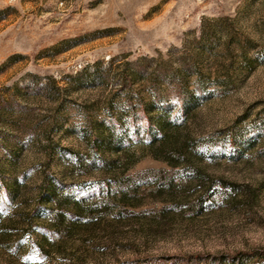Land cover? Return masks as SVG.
Here are the masks:
<instances>
[{
    "label": "rangeland",
    "instance_id": "374dc122",
    "mask_svg": "<svg viewBox=\"0 0 264 264\" xmlns=\"http://www.w3.org/2000/svg\"><path fill=\"white\" fill-rule=\"evenodd\" d=\"M160 118L187 119L213 179L164 212L154 180L187 178L146 146ZM130 185L142 204L125 210ZM263 249L264 0H0V264Z\"/></svg>",
    "mask_w": 264,
    "mask_h": 264
},
{
    "label": "trees",
    "instance_id": "16d2710c",
    "mask_svg": "<svg viewBox=\"0 0 264 264\" xmlns=\"http://www.w3.org/2000/svg\"><path fill=\"white\" fill-rule=\"evenodd\" d=\"M186 126L187 119L180 122H171L160 118L156 120L158 134L146 144L152 156L164 160L171 168H181L184 171L185 178H187L181 183H176L173 178H170L167 182L154 180L151 192L162 196V199L170 204L165 205L161 210L162 212L168 209H183L185 204L191 205L192 202H189V200L194 199V202L197 203L200 200L199 198L203 201L206 196L212 194V175L207 171L206 166L203 167L197 163L201 158V154L195 148L194 139L187 131ZM198 184L202 190L198 195H195V190L192 189L194 185L199 186ZM114 199L125 210L142 204L137 185H130L128 188L122 189L114 195ZM199 205L202 207L203 203L200 202ZM252 254L259 256L260 260H264V249L255 250Z\"/></svg>",
    "mask_w": 264,
    "mask_h": 264
}]
</instances>
